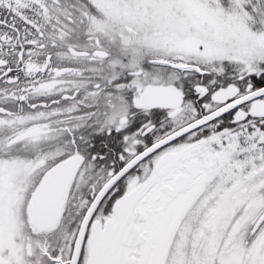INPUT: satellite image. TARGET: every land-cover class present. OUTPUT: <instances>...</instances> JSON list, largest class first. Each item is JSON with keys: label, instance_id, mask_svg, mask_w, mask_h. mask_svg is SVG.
Returning a JSON list of instances; mask_svg holds the SVG:
<instances>
[{"label": "snow or ice", "instance_id": "1", "mask_svg": "<svg viewBox=\"0 0 264 264\" xmlns=\"http://www.w3.org/2000/svg\"><path fill=\"white\" fill-rule=\"evenodd\" d=\"M0 264H264V0H0Z\"/></svg>", "mask_w": 264, "mask_h": 264}]
</instances>
